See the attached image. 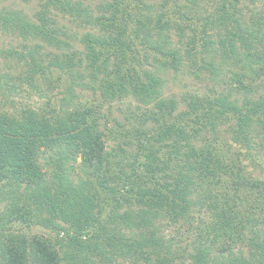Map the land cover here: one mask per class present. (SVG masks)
Instances as JSON below:
<instances>
[{
  "label": "trees",
  "instance_id": "16d2710c",
  "mask_svg": "<svg viewBox=\"0 0 264 264\" xmlns=\"http://www.w3.org/2000/svg\"><path fill=\"white\" fill-rule=\"evenodd\" d=\"M225 1L215 5L197 31L190 25L189 15L179 12L182 6L176 0L165 12H156L145 0L104 1L97 6V15L77 2L47 0L34 21L0 10L2 31L39 38L63 49L62 63L71 69L83 58L74 60L76 51L69 39L75 37L57 26L56 13L81 26H93L99 32L86 31L79 42L88 75L98 83L101 96L111 101L129 95L144 104L155 101L156 107L141 113L138 125L131 127L133 132L130 128L121 135L127 146L107 149L105 141L112 131L104 123L100 127L97 119L103 116L92 105L77 102L45 109L26 104L9 113L0 103V181L4 182L0 190V264H120L118 258L139 264L151 262L152 255L155 264H208V248L199 242L189 254L185 248L170 252L165 240L154 232L139 240L121 231L125 223L133 225L130 220L135 218L144 225L163 215L170 222L191 223L189 196L196 185L204 183L211 185L208 197L214 200L206 207L219 210L202 228L197 227L199 234L205 236L203 242L210 235L214 241L228 238L229 244L221 246L219 253L233 255L217 264H264V234L260 236L256 230H250L248 238L247 245L254 249L249 260L232 251L242 239L239 225L254 219L252 208L264 212V180L253 178L240 158L251 159L252 148L264 154V93L250 97L260 89L254 83L264 82L258 80L264 76V16L251 9L245 21L242 8L233 6L241 0L230 1L232 11ZM161 6H167V0ZM170 13L178 16L164 18ZM171 28L179 38L186 29L194 31L186 43L200 38L201 45L170 47ZM34 54H26L32 70L37 65L41 70L49 67L39 64ZM185 59L194 71L195 66L212 73L225 71L228 77L226 88L214 90L213 95L182 97L185 107L177 110L174 96L159 98L164 81L161 74L164 69L178 71ZM32 77L33 72L27 79ZM236 92H242L241 99ZM223 126V133L228 131L229 138L245 148L244 153L237 150L232 156L229 142L225 152L193 144L192 140L202 139L204 134L216 140ZM258 135H262L260 140L254 141ZM76 156L82 176L75 175L69 164ZM130 193L138 210L126 207L119 212L121 206L131 204ZM16 223L24 227L15 228ZM32 225L50 229L54 235L29 232Z\"/></svg>",
  "mask_w": 264,
  "mask_h": 264
},
{
  "label": "rangeland",
  "instance_id": "374dc122",
  "mask_svg": "<svg viewBox=\"0 0 264 264\" xmlns=\"http://www.w3.org/2000/svg\"><path fill=\"white\" fill-rule=\"evenodd\" d=\"M47 0H0V10H10V12H16L18 15L25 16L30 20L34 21L35 13L42 8L41 4ZM73 3H80L81 6L88 7L90 12L94 15L98 14L97 6L104 1L110 0H70ZM148 4H151L156 12L162 11L166 8L172 9L173 0H167V6H161L164 0H145ZM196 4L191 5L187 0H176V4L182 6L180 13L186 12L189 15L190 25L194 27L197 31L200 29V24L203 22V18L208 13L214 12L215 5H218L221 0H195ZM230 1H225V6L232 11L230 7ZM134 0H131L133 3ZM234 3V2H233ZM233 6L241 7L243 11V20H247L248 16L251 13V9L259 12L264 16V0H253V2H246L241 0L237 4L234 3ZM195 7V8H193ZM191 8V9H189ZM195 10V11H194ZM188 12V13H187ZM192 15V16H191ZM177 14H167L164 18H175ZM57 26L61 29H65L69 34H72L75 38L71 36L69 42L72 44V50L76 51L74 60L76 61L79 57L83 58L81 63L76 64L72 69L68 68L63 64L64 56H62L63 49H59L55 46H52L44 41L39 40V38L31 37H22L18 33L4 32L0 29V103L2 104V110L6 112L13 113L16 111V108L30 104L35 108H45L49 109L54 107L55 109L61 107H70L77 102L83 105H92L98 108V111L103 117H99L97 121L101 125L104 123L106 128L112 131L107 137L106 148L115 147L118 145L127 146L121 141L124 132H127L133 125L137 126L140 119H142L141 113H146L151 108L152 110L156 109L153 106L155 101H152L148 104H144L138 99L133 98L132 96L126 95L121 99L107 100L104 99L98 88V83L91 81L90 76L88 75V70L85 67L86 60L84 59V48L83 45L79 42L81 34L86 31L98 33L94 27L90 28L89 25L81 26L76 21H70L68 17H63L60 13H56ZM197 22V23H196ZM185 36L179 38L178 32L175 28H171L168 31L170 47L180 48L182 46L185 48H191L193 45L198 47L201 45L199 42L200 38H196L191 41L189 44L186 42L191 38L192 34L195 32L186 29ZM199 36V35H198ZM34 53L35 60L42 66H49L45 69H33L29 66L31 60L27 58V53ZM25 55V59H22L21 56ZM58 64H55L56 60ZM198 59V57L196 58ZM190 60L185 59L183 64L180 66L178 71H173L172 69H164L161 77L163 78V86L159 90V98H167L168 96H174L178 101L177 110H182L185 105L183 104L181 98L188 96L189 94H199L213 95L214 90H219L225 87V80L228 77V74L225 71H220L221 73H212L207 69L201 70L195 66L194 68H189ZM194 71V72H193ZM33 72V77L31 80L27 76ZM258 80L264 81V76ZM247 81V79H245ZM254 84L260 87L258 92L250 94V97L256 98L258 94L262 95L264 93V82L260 84L256 81ZM36 85V86H35ZM8 87H10L8 89ZM226 88V87H225ZM238 98H242V92H236ZM157 97V100H159ZM71 103V104H70ZM107 122H105V119ZM147 125H151L148 121ZM149 128V127H147ZM216 140H210L211 135L204 134L202 139L192 140L193 144L196 146L205 145L210 148L221 149L222 152L226 151L227 143L232 144V149L230 153L232 156L237 155V150H240L242 153L245 152V148L241 146L239 142H233L229 138L228 131L223 133L225 126L222 127ZM133 132V128L130 129ZM262 132V130H261ZM262 135H258L254 141H259ZM131 138L132 135H130ZM253 141V142H254ZM130 150V149H129ZM133 150V149H132ZM51 154H55L54 151H50ZM252 158L240 156L241 163L245 165L246 170H248L253 176V178H259L264 180V154L255 152V149H251ZM46 156L47 153L43 154ZM41 163L44 161L41 159ZM69 164L73 166V172L75 175L80 174L84 175L79 169L80 157L76 156L74 161H71ZM47 167H42L46 169ZM73 174V176H74ZM2 181H0V190L3 187ZM211 188V185L200 184V187L196 185L195 191L189 196L191 200V208L193 214V220L191 223L188 220H178L177 222H170L169 217L163 215L160 218H157L151 225H144L140 223L138 218L130 220L133 225L129 226L127 222L124 227H122V232L126 236L132 239H146L149 237L150 232L158 234L165 240L166 246H169L170 252H175L178 249L181 250L185 248V254H189L193 251V248L199 242L204 244L203 247L208 248V264H217L224 259L233 257V255H226L227 251L224 253H219L220 247L225 246V243L229 244V239H216L212 240L213 235L207 238L206 242H203L205 236H200L199 229L202 228L207 221H209L211 215L219 210V208L214 207L211 209L207 208V204H213L214 200L208 197V190ZM216 188H219L217 185ZM222 189V187H220ZM124 192V191H123ZM125 193V192H124ZM128 195V193H125ZM129 199L131 204L129 206H121L119 212H122L126 207L131 208L134 212L138 210V206L135 204L134 197L130 193ZM202 206L200 210L198 208ZM1 206V205H0ZM2 207V206H1ZM252 214L254 219H251L250 222L243 221L239 225L242 239L239 240L236 245L232 246V251L234 255L242 254L247 260L250 259L251 252L254 250L251 248L248 243V238L251 236L250 230H256V233L260 236L264 234V212L257 208H252ZM201 220V221H200ZM258 223H260L258 225ZM23 228V225L19 223L14 224L15 228ZM198 227V228H197ZM26 230V228H25ZM27 232V230H26ZM29 232L32 233H49L54 235V231L50 229H43L38 225H32ZM199 235V236H198ZM224 242V243H221ZM186 244H189L188 246ZM146 250L147 246H143ZM194 252V251H193ZM163 255V254H162ZM160 255V256H162ZM152 255L151 262L139 261V264H155V259ZM96 260L98 257L96 256ZM120 264H134L131 259L118 258ZM177 260V259H175ZM191 261L187 259L186 262Z\"/></svg>",
  "mask_w": 264,
  "mask_h": 264
}]
</instances>
